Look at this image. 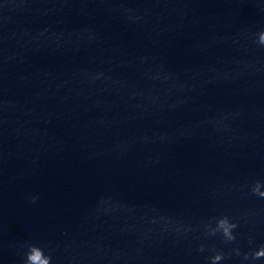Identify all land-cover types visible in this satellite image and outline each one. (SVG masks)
<instances>
[{
	"label": "clouds",
	"instance_id": "obj_1",
	"mask_svg": "<svg viewBox=\"0 0 264 264\" xmlns=\"http://www.w3.org/2000/svg\"><path fill=\"white\" fill-rule=\"evenodd\" d=\"M257 43L261 46H264V31L258 33ZM264 184L261 181L257 180L251 186V192L253 195H257L261 198H264ZM35 199V198H33ZM238 227V224L231 220L227 215H222L219 217L210 218V220L204 224L205 236H219L222 243L232 244L236 241L237 236L235 234V229ZM253 241L250 238L249 244H252ZM198 251L201 253L205 252V246L200 245ZM212 252L207 259L209 264H221V262L226 258V254L223 250H217L215 247L209 249ZM237 256L241 255L239 248L233 249ZM43 250L38 245H28V250L24 254L23 264H38V261H41ZM244 260H260L264 259V244H260L254 250L243 253ZM41 264H51V257L46 256L42 259Z\"/></svg>",
	"mask_w": 264,
	"mask_h": 264
}]
</instances>
